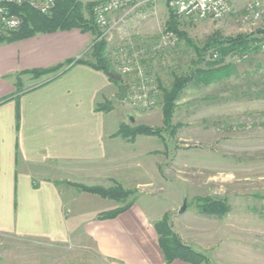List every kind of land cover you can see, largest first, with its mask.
Instances as JSON below:
<instances>
[{"label":"crops","instance_id":"obj_1","mask_svg":"<svg viewBox=\"0 0 264 264\" xmlns=\"http://www.w3.org/2000/svg\"><path fill=\"white\" fill-rule=\"evenodd\" d=\"M92 42L93 35L78 29L0 42V264H56L50 246L69 241L109 264H165L153 225L167 212L156 215L137 199L112 219H97L98 213L82 217L73 211L79 200L103 198L72 184L110 187L118 183L140 188L147 184L137 177L141 157L164 149L145 147L142 151L141 137L150 136L128 141L116 134L127 119L114 114L115 86L102 71L76 62L85 58ZM60 63L66 64L55 73L39 77L30 73ZM105 101L112 108L98 110V104ZM217 172L218 176L205 179L202 188L194 178L192 217L181 221L169 216L172 230L195 251L211 258L221 254L219 220L230 210L223 217L208 215L201 213L197 202L211 198L207 184L218 182L224 194L219 199L230 209L232 197L252 196L244 203L256 206L253 216L244 214L230 225L235 221L250 224L241 229L251 232L252 248L257 250L264 230V175L257 191L251 193L227 183L236 179L233 174ZM178 209L182 215L187 207L182 214ZM77 258L76 254L73 260ZM170 264L189 263L175 260Z\"/></svg>","mask_w":264,"mask_h":264},{"label":"rangeland","instance_id":"obj_2","mask_svg":"<svg viewBox=\"0 0 264 264\" xmlns=\"http://www.w3.org/2000/svg\"><path fill=\"white\" fill-rule=\"evenodd\" d=\"M80 1L97 4L103 0ZM247 2L248 0H232L231 12L218 20L195 22L177 20L181 23V29L197 43L204 41L214 31H219L223 37L249 34L264 28V5L260 16L252 18L246 12ZM169 12L171 10L164 0L158 1L155 5L147 4L128 14L124 11L118 12L110 16L111 28L108 32L99 27L93 17V22L100 31L98 40L102 39L107 43V56L112 69L114 73L122 76L119 83L112 82L117 96L118 85L124 84L128 87L130 82L126 75L118 71L116 63L114 64L116 61L110 59V52L117 47L127 46L129 39L134 47L145 49L146 56L143 62L147 71L160 78L166 86L172 81V73L186 72L189 68L193 52L182 42L178 41L171 49H158L159 37L164 31V23ZM263 44H260L259 52L249 54L236 62L238 71L236 77L206 87L191 85L186 88L177 103L172 120L173 125L181 124L174 136L163 131V139L154 136L141 137L144 140L142 146H139L142 151L145 147L149 149L164 146V149L162 153L141 157L139 162L141 168L137 177L139 181L147 184L135 189L139 204L156 215L167 212L170 218L186 221L194 212L192 200L194 178L202 188L205 186L203 183L205 179L209 175L218 176L216 173L220 170L222 173L220 175L233 174L236 177L232 181H227L229 185H237V188L244 192L257 191L260 177L264 175ZM154 50L156 55L151 54ZM129 101L127 97L123 101H119L118 98L114 100L115 116L122 114L130 125L163 126L159 103L154 108L144 109L131 105ZM193 165L195 169H192ZM243 177H248V180H244ZM222 185L218 182L213 185L207 184L209 191H212L211 198L222 199L224 196L220 191ZM251 198L250 195L232 197L234 206L229 209L228 216L224 215L227 220L226 218L219 220L221 241L218 244V251L221 254L213 255L212 258L207 255L211 264H264V230L256 250L252 248L253 244L249 238L251 232L241 229L250 228V224L235 221L234 226L230 225L233 219H239L244 214L248 218L253 216V207L256 206L251 202L244 203ZM99 200L97 202L79 200L77 208L73 211H79L82 217H89L114 206L112 200ZM184 201L187 210L179 215L176 208L180 209ZM13 240L18 242L17 239ZM49 249L54 261L59 264H81L76 262L109 264L107 260H97L92 256L91 250L86 247L80 248L74 241L53 243ZM76 254L80 258L74 261L73 257H76Z\"/></svg>","mask_w":264,"mask_h":264},{"label":"trees","instance_id":"obj_3","mask_svg":"<svg viewBox=\"0 0 264 264\" xmlns=\"http://www.w3.org/2000/svg\"><path fill=\"white\" fill-rule=\"evenodd\" d=\"M94 2L82 3L80 0H56L55 7L50 14H43L28 5H11V13L21 18L20 27L8 34L0 35V42H15L33 37L37 34L53 33L78 29L83 33L93 35V42L85 58H79L77 63L85 64L91 68L105 73L111 82H115L109 74L112 69L107 56V43L100 39V31L93 22L92 7ZM181 23L171 12L164 23V31L176 34L178 41L182 42L193 52L186 72L172 73V81L166 86L160 78L156 77L160 94L158 103L162 114V127H152L144 124L130 125L121 123L116 132L128 141H133L139 135L154 136L163 139V131L174 136L181 124H172L177 103L189 86L206 87L224 82L238 75L236 62L243 60L247 55L257 53L264 43V28L257 29L249 34L223 37L219 31H214L204 41L197 43L181 29ZM216 54V57L213 55ZM236 56V59H233ZM68 63V62H67ZM66 63H60L50 68L33 70L30 73L36 77L55 73ZM122 79V76H121ZM258 97V95H257ZM112 105L107 101L98 104V110H110ZM79 191L97 195L103 199L114 201L117 205L109 210L99 212L97 219H112L128 210L136 200L135 188H124L118 183L110 187L86 186L72 184ZM201 213L222 217L229 211L224 200L214 198H199ZM157 242L165 264L180 260L189 264H211L206 254L195 251L184 244L179 236L172 230L169 217L165 214L154 223Z\"/></svg>","mask_w":264,"mask_h":264},{"label":"built area","instance_id":"obj_4","mask_svg":"<svg viewBox=\"0 0 264 264\" xmlns=\"http://www.w3.org/2000/svg\"><path fill=\"white\" fill-rule=\"evenodd\" d=\"M160 0H103L92 7L95 23L108 32L111 28L109 18L118 12L130 13L147 4L155 5ZM167 7L177 19L184 22L218 20L231 12L232 0H164ZM56 0H0V35L16 31L21 25V18L11 13V5H28L43 14H50ZM264 0H248L246 12L252 18H258ZM122 18L120 17L119 20ZM118 20V21H119ZM110 52V59L116 63L118 71L126 75L130 82L126 97L131 105L144 109L154 108L158 104L160 90L154 74L147 71L143 62L146 54L144 48H136L130 42ZM178 38L171 31H162L158 49L166 50L176 46ZM155 48V47H154ZM153 48V49H154ZM264 48V44L262 45ZM152 55H156L154 50ZM216 57V54L213 55ZM236 59V56H233Z\"/></svg>","mask_w":264,"mask_h":264},{"label":"water","instance_id":"obj_5","mask_svg":"<svg viewBox=\"0 0 264 264\" xmlns=\"http://www.w3.org/2000/svg\"><path fill=\"white\" fill-rule=\"evenodd\" d=\"M109 76L117 83H119L121 81V76H119L118 74L111 72L109 74ZM118 89H119V93H118V100L119 101H123L126 98L127 95V87L124 84H119L118 85ZM186 202H183V205L181 206V208L179 209V213H183L186 209Z\"/></svg>","mask_w":264,"mask_h":264}]
</instances>
